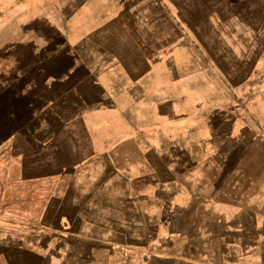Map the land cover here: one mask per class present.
<instances>
[{"label":"rangeland","instance_id":"1","mask_svg":"<svg viewBox=\"0 0 264 264\" xmlns=\"http://www.w3.org/2000/svg\"><path fill=\"white\" fill-rule=\"evenodd\" d=\"M263 53L264 0H0V236L34 239L44 208L45 224L63 230L55 212L68 206L55 197L72 179L83 192L105 160L141 155L138 131L167 127L180 141L217 126V111L243 126L246 99H215L214 69L238 83ZM151 63L184 65L175 75L189 73L183 88L201 99H177L168 114L139 99ZM3 253L10 264H42L10 248L0 264Z\"/></svg>","mask_w":264,"mask_h":264},{"label":"crops","instance_id":"2","mask_svg":"<svg viewBox=\"0 0 264 264\" xmlns=\"http://www.w3.org/2000/svg\"><path fill=\"white\" fill-rule=\"evenodd\" d=\"M184 68L151 63L149 89L139 99H153L167 114L177 99H201L183 88L189 73L175 75ZM214 72L215 99H246L243 126L217 111V126L186 130L180 141L167 127L138 131L134 149L141 155L105 160V171L87 180L84 193L74 192L84 187L72 179L55 197L62 209L68 206L55 212L63 230L45 224L44 208L34 239L0 236V249L32 254L42 264H264V63L238 83ZM185 152L194 154L174 161V153ZM89 200L96 203L88 206ZM2 259L10 264L12 257Z\"/></svg>","mask_w":264,"mask_h":264}]
</instances>
